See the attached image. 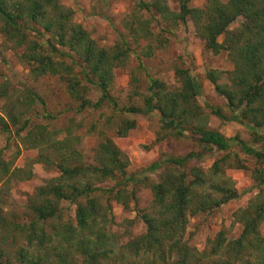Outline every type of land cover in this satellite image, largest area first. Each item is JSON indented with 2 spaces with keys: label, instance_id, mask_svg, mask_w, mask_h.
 Segmentation results:
<instances>
[{
  "label": "rangeland",
  "instance_id": "374dc122",
  "mask_svg": "<svg viewBox=\"0 0 264 264\" xmlns=\"http://www.w3.org/2000/svg\"><path fill=\"white\" fill-rule=\"evenodd\" d=\"M143 1L151 6L156 0ZM142 3L141 0H63L65 6L74 10L73 22L88 32L98 50L105 51L112 76L108 95L118 107L108 101L95 107L103 96L96 84L98 77L79 58L74 57L71 61L53 54L50 44L56 45L55 36L47 37L50 42L46 55L58 64V72L41 74L39 69L32 71L21 56L30 54L33 56L30 60L35 62L33 46L36 40L43 43L44 39L23 31L27 41L18 46L17 39L10 43L3 37L0 24V50L7 62L5 64L0 58V118L3 119L0 120V224L6 226L4 229L0 225V245L4 249L0 264H20L15 252L27 247V243L21 239L13 241L12 238L17 236L13 230L18 228L17 224L22 226L26 222L28 203L36 190L60 175L55 168H48L38 161L41 152L31 143L34 136L40 137L43 129L46 130V139L64 143L70 161L79 166H100L98 149L106 140H112L119 149L122 162L115 169L114 178L96 175L91 179L93 187L101 190L92 197H96L98 204L105 209H102L105 217L98 221L101 227L97 228L104 231L103 243L108 250H113L108 252L112 262L115 260L107 264H179L180 259L175 255L164 263L153 252L135 254L136 251L130 248L147 232L144 215L153 220H164L162 208L154 203V187L164 183L172 170L179 175L184 170L167 166L156 170L149 168L168 157H184L191 152L203 154L201 159L191 162L188 172L200 169L207 175L212 174L214 163L220 161L216 181L221 183L229 179L240 196L212 212L188 217L184 243L192 251L189 264H197L199 260L198 264H216L217 259L202 258V254L209 252L221 232L226 239L225 245L238 240L243 232L239 212L258 196L264 199V189L253 179V172L264 170V164L253 157L239 149L212 150L195 137H178L173 129L165 127L158 111L144 115L123 110L145 109L148 98L153 95L155 82L158 87L155 86L154 90H162L163 108H169L170 99L178 97L176 115L179 119L183 117L180 122L187 129L214 130L226 137L239 136L253 143L247 127L223 121L213 112L220 110L224 115L231 114L227 99L217 93L207 76L209 71H217L222 76L219 83L231 89L235 63L229 54L208 51L190 17L187 24L176 22L173 14H178L180 9L175 0L164 1L170 14L163 13L162 16L152 7L150 11L141 8ZM206 3L207 0H195L190 6L202 9ZM243 22L242 18L238 19L229 30L240 29ZM122 36L126 45L122 43ZM19 40L24 41V37ZM219 40L223 42L224 39ZM56 47L65 54L72 53L68 47ZM110 52L121 55L119 62H109ZM33 66L39 68L40 64ZM188 74L201 86L200 94L186 91L184 78ZM88 103L91 105L83 109V104ZM153 104L157 106L160 102L156 100ZM130 124L134 128L127 130ZM23 171H32V178L27 179ZM130 177H136L137 181L126 182ZM174 194L172 191L166 195L168 204ZM60 207L63 215L61 227L67 224L77 227L76 206L64 201ZM260 231L264 234V222ZM6 237L7 241L1 242ZM94 238L97 240L96 236ZM33 245L36 254L44 257L52 249L46 245L45 254L39 251L37 242ZM59 249L73 252L79 262L83 260L76 248H61L58 244ZM248 260L252 258L246 252L245 260L239 264H246Z\"/></svg>",
  "mask_w": 264,
  "mask_h": 264
},
{
  "label": "trees",
  "instance_id": "16d2710c",
  "mask_svg": "<svg viewBox=\"0 0 264 264\" xmlns=\"http://www.w3.org/2000/svg\"><path fill=\"white\" fill-rule=\"evenodd\" d=\"M164 1L167 0H156L150 6L149 3L145 4L141 0V3L143 2L141 8L150 11L152 7L161 16L163 13L170 14ZM175 1L180 9L178 14H173L175 21L187 24V19L190 17L200 37L206 43L208 51L214 54L227 52L234 61L235 70L232 73L231 89L219 83L222 76L217 71L208 72V79L215 85L217 93L227 99L231 114L224 115L220 110H213V112L223 121L235 122L247 127L253 143L239 136L226 137L214 130L187 129L183 126V117L179 119L176 115L178 97H172L169 108H163L162 90L159 92L154 90L155 86L158 87L155 82L152 87L153 95L148 98L145 109L123 110L129 114L144 115H151L158 111L165 127L173 129L176 136L195 137L202 145L211 147L212 150L216 148L219 152L239 149L260 164H264V0H228L227 3L221 0H207L202 9L191 8L190 4L195 0ZM74 14V10L65 6L63 0H0L1 34L10 43H14L17 39L18 46L27 41L23 31L43 38V43L35 39V46H33L35 62L30 60L33 59L30 54L21 56V60L32 67V71L39 69L41 74L58 72V64L46 55L50 42L47 37L55 36L56 45L50 44L53 54L67 57L71 61L74 57L79 58L95 77H98V83L93 80L91 82L100 86L103 96L95 107H100L106 101L118 107V104L108 95L112 76L111 69L106 64V53L98 50L88 32L73 22ZM240 18L244 20L242 27L234 31L229 30V27ZM21 37H24V41L19 40ZM221 37L224 39L223 42L219 40ZM122 43L126 45L123 36ZM56 46L68 47L72 53L65 54ZM110 55V63L119 62L120 54L110 52ZM0 58L3 61L6 60L1 50ZM37 64H40V67L34 68L33 65ZM86 74L89 75L87 72ZM178 74L183 79L184 75L180 70ZM184 82L186 91H191L195 95L201 93V86L189 74L184 78ZM34 96L41 101L37 94ZM156 100L160 102L157 106L153 104ZM89 105L91 104H83V109ZM0 120L3 119L0 118ZM27 125L28 121L24 128ZM133 128L134 125L130 124L127 130ZM39 135L40 137L34 136L31 141L33 147L41 152L38 161L48 168H55L60 175L36 190L28 203L26 222L22 226L17 224L18 228L13 230V233L17 235L12 238L13 241L21 239L24 244L27 243V247H21L15 252L18 262L20 264H107L108 261L114 263L115 260L112 262L110 257L113 250H108L103 243L105 233L97 228L100 226L99 219L105 217L102 215V209H105L98 204L96 197H92V194L101 190L93 187L91 179L96 175L114 178L115 169H118L122 162L118 147L112 140L102 142L98 149L100 166L83 167L70 161L62 141L46 139L45 129ZM203 156V154L191 152L184 157H168L149 168L156 170L167 166L171 169H183L184 172L179 175L172 170L164 183L154 187V203L162 208L161 215L164 220H153L149 215L143 216L147 232L140 236L133 246H130L133 251H136L135 254L140 251L153 252L164 263L175 255L180 259L179 264H189L192 251L184 243L188 217L200 212H212L240 197L229 179L221 183L216 181L220 172V161L214 163L211 175H207L200 169H191L188 172L191 162ZM23 173L27 179L32 178V171H23ZM253 179L257 186L264 189L263 169H256L253 172ZM136 181V177L126 180V182ZM172 191L175 194L168 204L166 195ZM64 201L76 206L77 227L71 224L61 227L63 215L60 206ZM238 216L243 225L240 238L225 245L226 239L221 232L209 252L202 254V258L217 259L216 264H239L240 261L245 260L246 252H248L252 260L246 261V264H264V234L260 231V226L264 222L262 196H258L246 209H242ZM53 222H57V225ZM0 225L5 229L4 223ZM7 228L9 229L8 226ZM49 228L51 233L48 232ZM7 237L1 242L5 243ZM35 242L38 244L39 251L44 253L47 251L45 246L50 245L51 254L45 253L47 255L45 257L36 254V246L33 245ZM58 244L61 248H76V252L83 260L79 262L73 252L57 250ZM2 258H4V249L0 245V259Z\"/></svg>",
  "mask_w": 264,
  "mask_h": 264
}]
</instances>
